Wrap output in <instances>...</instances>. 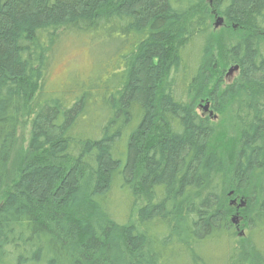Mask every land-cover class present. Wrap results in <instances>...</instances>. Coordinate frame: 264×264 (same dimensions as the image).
Here are the masks:
<instances>
[{
    "label": "trees",
    "instance_id": "obj_1",
    "mask_svg": "<svg viewBox=\"0 0 264 264\" xmlns=\"http://www.w3.org/2000/svg\"><path fill=\"white\" fill-rule=\"evenodd\" d=\"M178 263L264 264V0H0V264Z\"/></svg>",
    "mask_w": 264,
    "mask_h": 264
},
{
    "label": "rangeland",
    "instance_id": "obj_2",
    "mask_svg": "<svg viewBox=\"0 0 264 264\" xmlns=\"http://www.w3.org/2000/svg\"><path fill=\"white\" fill-rule=\"evenodd\" d=\"M218 18L220 17L215 18L214 27L216 22L218 21ZM225 26V22H223L222 26H220L219 28H215V30L219 31ZM88 52L89 51L87 48H85L84 46H80L79 44L76 45V43H74L72 40L66 42L58 50L56 55H54V59L51 62L48 77V87L60 90V92L64 89L65 91H68V88H66V86L73 80H79L81 78V81H85L89 76H91L93 72H95L96 63L93 56L91 54L89 56L90 52ZM231 67L227 69V72L229 69H231ZM196 108L200 114L210 116L216 123H220L223 121V118L219 116L220 114H216V112L211 107V103H209L207 100H199ZM28 135L29 132L26 129L24 133V138L26 141L28 140ZM232 194L233 193H230V206L236 210V213L232 215V219L237 218V221L239 223H237V226H239L241 222L240 216L237 214V209L239 210L240 206H242L241 199H234L233 197H231Z\"/></svg>",
    "mask_w": 264,
    "mask_h": 264
},
{
    "label": "water",
    "instance_id": "obj_3",
    "mask_svg": "<svg viewBox=\"0 0 264 264\" xmlns=\"http://www.w3.org/2000/svg\"><path fill=\"white\" fill-rule=\"evenodd\" d=\"M223 22H224V19L223 18H221V17L218 18V21L215 24V28H219L220 26H222ZM239 69H240L239 66H233V67H231V69H229L228 72H227V74H226V78L227 79L234 78L235 74L239 72ZM241 205L242 206H240V208H244L246 206V203H244L243 201H241ZM232 221H233V223L235 225H237V223H238L237 218L232 219Z\"/></svg>",
    "mask_w": 264,
    "mask_h": 264
},
{
    "label": "flooded vegetation",
    "instance_id": "obj_4",
    "mask_svg": "<svg viewBox=\"0 0 264 264\" xmlns=\"http://www.w3.org/2000/svg\"><path fill=\"white\" fill-rule=\"evenodd\" d=\"M210 103V102H209ZM202 107V106H201Z\"/></svg>",
    "mask_w": 264,
    "mask_h": 264
}]
</instances>
